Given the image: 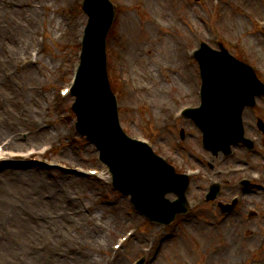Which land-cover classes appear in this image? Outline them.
Instances as JSON below:
<instances>
[{"label": "rangeland", "instance_id": "374dc122", "mask_svg": "<svg viewBox=\"0 0 264 264\" xmlns=\"http://www.w3.org/2000/svg\"><path fill=\"white\" fill-rule=\"evenodd\" d=\"M75 1L0 0L2 65L10 54L17 55L10 51H20L27 41L34 42L41 23L47 24L49 29L39 65L16 70L12 65L1 68L0 64L1 121L11 113L25 116V121L17 128L11 125L1 127L0 143L13 140L16 136L12 144L16 151L45 144L54 146L44 157L30 158L37 162L33 168L41 169L42 180L35 184V177L28 176L23 180L27 184L20 183L19 189L0 193V244H6L10 239L13 243L7 247L5 257L0 254L2 261L18 264L19 258L25 264H42L44 256L51 263V253L54 252L55 264L57 260L62 263L67 260L66 264H73L86 251L88 255H96L95 264H111L109 250L101 252L100 245H114L116 238L135 229V235L122 248L114 263L133 264L138 258L145 257L147 264H219L218 259L226 256L231 264L236 261L237 264H264V194L252 196L249 200L253 205H246L245 210L239 208V213L227 220H221L214 203H205L191 217L178 222L176 227H155L147 224L134 211L128 198L112 190L111 179L106 176L109 174L107 168L97 163L96 148L74 132L76 116L71 108L75 99H64L60 95V90L72 79L81 44L80 41L78 44V35L88 22L87 15L76 7ZM113 1L123 5L119 4L120 18L116 20L115 33L112 32L109 37L113 46V49L110 48L109 72L112 88L119 99L122 126L131 136L153 135L150 122L158 120L160 123L162 111L188 100L191 84L197 79V69L184 66V48L194 44L191 28L198 33L200 41H214L222 36L232 38L241 47L230 49L232 54L264 69V33H260L252 23L254 16L264 17V0ZM247 9L253 13L248 14ZM23 10L31 12L35 18L31 33H23L16 28V23L26 22ZM154 19L161 23L154 22ZM50 22L61 24H58L55 32H51ZM124 22L134 23L124 26ZM8 24H12L11 28ZM9 31L14 34V42L9 41ZM148 38L151 42L147 41ZM141 44L147 49L143 70L139 71L137 65L132 63L130 67H127V63L120 67L119 60L121 63L126 60L128 48ZM160 64L173 65L176 75L169 73L165 80L162 79L159 75ZM15 71L16 75L12 76ZM257 72L262 77L261 72ZM30 74L35 75L31 80ZM187 74L191 75L190 84L179 93L177 90L167 95L158 92L170 87L173 77L184 82V75ZM30 95L33 103L30 102ZM258 102L254 109L247 110L246 118L252 127H255L257 118L264 120V98ZM34 119L38 122H33ZM45 124L47 126L43 127ZM72 128L73 132L70 131ZM35 130L45 133L35 139ZM49 130L53 134L52 140L46 136ZM66 132L68 136L63 142L56 139V136ZM153 136L159 142L161 135ZM158 142L157 152L160 151ZM238 158L250 161L259 160L260 156L244 153ZM215 159L207 163L215 168L206 164L210 173H215L219 166L220 161ZM51 162L57 166H51ZM63 165L67 168H62ZM194 165L198 163L194 162ZM79 167L100 168L103 175L90 179L86 174L71 169L77 170ZM85 186L90 189L86 190ZM204 189L205 186L200 190ZM255 190L260 191L258 188ZM200 194L198 191L197 195ZM57 195H60V199L56 202ZM237 223L248 226L240 232L241 235L235 233ZM207 230L213 234L211 239L209 235L207 238ZM248 230L259 234L262 232L263 235L258 234L251 239L246 232ZM241 236L248 245L239 240ZM17 237L24 239H13ZM21 242L24 244L20 245ZM149 243H155V247L152 253L147 254L144 249L148 248ZM255 247L257 253L253 254Z\"/></svg>", "mask_w": 264, "mask_h": 264}, {"label": "bare ground", "instance_id": "6f19581e", "mask_svg": "<svg viewBox=\"0 0 264 264\" xmlns=\"http://www.w3.org/2000/svg\"><path fill=\"white\" fill-rule=\"evenodd\" d=\"M23 14V17L26 18V22H19V23H16V28H19V31L23 32V33H31V27L33 24H35L36 22H33L35 20L34 17H32V14L31 12H28V11H24L22 12ZM154 22H157L158 24H160L161 22H159L158 20L154 19ZM51 23V32H55V30L57 29V27L59 26L58 24H61L60 23H54V22H50ZM134 22H124V26H127V25H130V24H133ZM11 25L12 24H8V27L11 28ZM9 34V38L11 42H14L12 40H14V34L12 31H9L8 32ZM150 41L151 42V39L148 38L147 41ZM147 53V49L145 48L144 45H136V46H130L128 48V53H127V57H126V60H124L122 63L121 61L119 60V66L121 67V65H125L127 63V67H130L129 64L132 63L134 65H137L138 67V70L141 71L143 70L144 68V61H145V58H144V55ZM162 61H159L158 63H161ZM169 64H160L159 68H160V71L163 70V68H167ZM170 74H173V72H171ZM35 75L34 74H30L29 75V78L30 80L32 78H34ZM128 77V76H127ZM129 78V77H128ZM191 76L190 75H184V82H190V79ZM184 82H181L179 81L178 79H172L171 80V85L170 87L168 88H163L161 90H159V93L160 94H169V93H174L176 92L177 90V93H179L182 89H184ZM13 87H11L10 89H12ZM31 95H34V94H31ZM30 95V96H31ZM30 102L33 103L34 102V99L30 98ZM36 119L33 120V122H35ZM1 127H5L4 125H0V128ZM46 136L48 138H51V136L53 134H51V130L49 131H46ZM44 133H42L40 136H42ZM38 136L34 135L33 138H37ZM41 169L39 168H33V166H22V165H10V164H7L5 166H2L0 167V193H3L5 191H14V190H17L20 188V183L22 184H27V183H24L23 180H25L28 176H34L35 179H34V182L35 184L42 180V174ZM35 184H33V187L35 186ZM85 189L88 190L90 189L89 186H85ZM60 199V195H57L56 197V202ZM245 228V225L243 224H236V226L234 227V230H235V233L236 232H239V234L241 235L242 231L244 230ZM241 232V233H240ZM247 234L251 237V239H254L258 234L259 232H252L250 230L246 231ZM248 232L252 233V234H249ZM208 235L210 237V239L213 237V234L211 232H208L207 230V238H208ZM261 235V233L259 234ZM258 235V236H259ZM14 240H19V239H24L22 237H17V238H13ZM241 241H243L244 243H246L248 245V243L244 240V237L239 239ZM210 242V240H209ZM24 244L23 242L20 243V245ZM10 245H13L11 239H10V242L4 244V245H1L0 244V254L2 256L5 257V253L7 252V247H10ZM244 247V245H242ZM238 248H240L238 246ZM230 250V249H229ZM219 252V250H217ZM8 255V253H7ZM96 258V255L91 253V254H87L86 251L81 253L80 254V257H78V259H76V262H74L73 264H95L94 262V259ZM42 264H55V254L54 252L51 253V263L47 261L46 258H44V256L42 257ZM218 262L219 264H231V261L229 260L228 257L226 256H222L218 259ZM67 263V260H63V263L59 260H57V264H66ZM120 264H122V262H120ZM233 264H237V261L234 262Z\"/></svg>", "mask_w": 264, "mask_h": 264}, {"label": "water", "instance_id": "95a60500", "mask_svg": "<svg viewBox=\"0 0 264 264\" xmlns=\"http://www.w3.org/2000/svg\"><path fill=\"white\" fill-rule=\"evenodd\" d=\"M104 96L105 98L107 99L108 98V92L104 91ZM246 103H249V100H246ZM143 162H140L139 165H142ZM159 167H163L162 165L160 164H157ZM181 195L183 194V192L180 193ZM148 198H151L150 196H146Z\"/></svg>", "mask_w": 264, "mask_h": 264}]
</instances>
